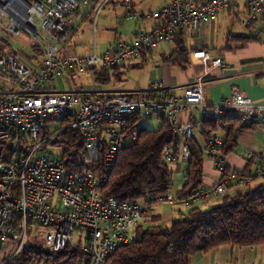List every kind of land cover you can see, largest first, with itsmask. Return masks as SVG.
I'll return each instance as SVG.
<instances>
[{
	"label": "built area",
	"instance_id": "obj_1",
	"mask_svg": "<svg viewBox=\"0 0 264 264\" xmlns=\"http://www.w3.org/2000/svg\"><path fill=\"white\" fill-rule=\"evenodd\" d=\"M109 1H97L94 24ZM121 2L125 20L150 18L156 24L102 54L93 49L90 55L78 57L62 56L63 40L79 26L76 0H0V28L13 37L26 36L37 54L33 59L0 48V246L17 244L0 264L10 262L28 243V227L33 222L38 227L37 240L46 251L78 250L82 257L73 264H109L115 251L133 240L146 215V206L138 201L119 202L113 197L103 201L99 195L118 153L136 143L142 120L165 118L172 138L180 141L178 159L187 160L186 142L193 138L195 127L190 120L182 121L181 115L206 107L207 62L212 68L225 66L201 47L190 52L189 60L200 67V73L182 86L181 96L173 94L175 86L163 79L153 80L143 91L106 95L85 88L58 91L52 85L55 78L70 81L92 70L136 65L143 52L170 42L176 34L185 40L198 37L200 29L213 27L219 14L239 3L244 10L243 27L264 24V0H172L145 15L132 10L131 0ZM231 112L244 124L264 120V106L238 92L211 107L215 119ZM67 119L65 129L75 130L84 142L79 155L87 167L84 172L66 169L47 151L49 140L64 130L60 122ZM54 122L61 128L51 135L49 125ZM223 143L224 137L214 133L204 146L219 172L215 184L199 186L179 199L158 196L150 204L181 202L190 209L221 199L230 187L241 189L252 178L264 177V149L246 154L252 168L227 169L219 153ZM162 157L174 163L173 147L165 146Z\"/></svg>",
	"mask_w": 264,
	"mask_h": 264
},
{
	"label": "trees",
	"instance_id": "obj_2",
	"mask_svg": "<svg viewBox=\"0 0 264 264\" xmlns=\"http://www.w3.org/2000/svg\"><path fill=\"white\" fill-rule=\"evenodd\" d=\"M170 42L174 44L175 49L163 58V62L175 64L183 70L187 69L190 66L189 53L192 50L189 51L185 47L184 37L176 34ZM226 42L224 50L230 52L234 50L232 44L246 46L259 43V38L256 33L249 36L228 34ZM119 69L120 66L108 71L91 72L95 76V82L104 85L111 82L112 75L118 73ZM159 120L160 127L157 130L140 127L136 143L124 147L118 153L105 183L99 188L103 201L108 197H113L119 202L144 200L148 208L152 199L169 194L171 174L169 163L162 157V150L165 146H172L173 156L178 160L177 145L180 141L172 138L169 122L165 118ZM68 121L69 119L60 122L64 130L55 136V139H50L47 145L60 151L58 159L66 169L84 172L87 167L79 161V155L84 152V142L75 130L65 129ZM197 123L205 143L214 133L224 137L219 151L224 158L237 148L240 133L255 132L260 124H264V120L244 124L235 113L231 112L221 119H215L210 112ZM186 144L189 157L185 160L184 184L175 195L178 199L192 193L202 184L206 150L193 138ZM247 163L246 168L253 167V162ZM254 179L257 178H252ZM260 179L262 184L255 189H237L234 193H228L208 210L192 207L184 215L174 218L168 226L152 219L144 228L143 218L134 231L133 240L119 247L108 259V263L189 264L190 258L197 253H206L224 245L237 248L264 246V177ZM81 257L78 250L66 249L50 253L39 240L31 239L7 264H73Z\"/></svg>",
	"mask_w": 264,
	"mask_h": 264
},
{
	"label": "crops",
	"instance_id": "obj_3",
	"mask_svg": "<svg viewBox=\"0 0 264 264\" xmlns=\"http://www.w3.org/2000/svg\"><path fill=\"white\" fill-rule=\"evenodd\" d=\"M76 1L79 5V8L75 13V17L79 23V26L77 30L74 32V34L78 32L79 28L83 24L85 25L86 22L89 23L86 25H89L91 29V33H92L91 42L94 49V45L96 46L95 43L96 34L98 33V27L96 23L97 19L99 20L101 17H103L106 20L108 18L111 19L112 17L116 16L117 10H120L123 14L124 9L122 6V2L121 0H110L104 6V8L99 12L94 24V11L97 5L96 3L99 0H76ZM171 1L172 0H164L160 2L158 5H156L155 2L149 4L146 2V0H131V7L135 13L145 15L162 9L163 7L169 5ZM84 3H87V5H84ZM240 15H242L244 18V10L241 3H239V5L236 8H232L227 12L219 14L216 21L220 19V21L223 22L222 24L225 25L227 24V21L233 16L237 19V22H239L241 25L242 22L238 19V16ZM148 19L149 21H145ZM216 21L213 27L200 29L198 35L199 39H197L193 49H189V51L190 50L193 51L196 48L201 47V50L207 52L211 57V54L209 52L210 49H209L207 37L214 36L216 34L217 32ZM118 22L121 25L124 23L123 21H118ZM137 23H138L137 27H139L138 29L139 31L141 29L144 31H148L156 24V21L150 18L135 19V26L137 25ZM241 27L243 26L241 25ZM243 28L247 29L248 31H251L249 32V34L253 35L256 32L258 34L260 31H262L264 29V24L257 23L251 27H247V28L243 27ZM113 32H114V39L112 43H108V49L113 48L116 45V43L121 40V35L118 34L117 31L115 30ZM239 32L240 33L237 34L230 32L229 34H233L234 36L246 35L243 31H239ZM74 34L71 37H73ZM133 34L134 32L131 35ZM210 39H212V37ZM168 43H172V42H165L162 44H168ZM160 44L161 43H159V45ZM226 45L227 42H225V46ZM225 46L222 49H220V53L225 57L226 59L225 62H228L227 64L229 66L224 65L225 66L224 68H212L210 64V68H207V64L210 63V61L207 62L206 64V69L208 70L209 74L204 80V97L206 102L205 109L186 112L181 115L182 121L186 122L190 120L194 125L195 132L193 135V139L203 149L205 146V141L201 137L200 129H197V124H198L197 122H199L201 118L207 116L209 110L211 112V107L219 103L221 99L229 97L234 92H238L243 96H245L246 98L250 99L254 104L264 106V46L259 43H253L246 46L237 44L235 46H232L234 50L230 52L224 50ZM63 49L64 48H62V53H64ZM252 49L257 51L256 55H254L251 58L243 59L242 61L241 59H239L245 57L246 52ZM171 53L162 55V63L164 67L163 69L160 70L161 77L158 78L153 77L148 83L146 89L149 87L150 83L153 80L163 79L165 83L168 84L169 86H175V88L172 89L173 94L177 96H181L183 92L182 86L186 82L191 81L193 77H195L200 73L199 72L200 67L193 65L190 62V66L187 69L183 70L180 67L176 66L175 64H169L163 62V58L170 55ZM151 55H152V51L150 53L142 54L139 64L148 61ZM215 58L218 59L217 57ZM137 65L138 64L131 66L136 67ZM170 66L178 69L179 81H174L170 78L169 76ZM85 89L88 90L89 92H95L100 94L98 90L93 91L87 88ZM137 91H143V89H139ZM263 149H264V124H260L255 132H243L238 135L237 148L233 153L224 157L223 162L225 163L228 169L244 170L248 165L246 160V154L249 151H261ZM179 160L180 159L178 160L176 159L173 164H176L177 162H179ZM218 176H219V172L213 161H211L210 159L208 161H205L203 165L201 186L203 187L212 186L217 181ZM260 180L262 182V179ZM254 181H256V179L252 180L247 187L238 190L246 191L248 188H250L251 190L255 189L258 186L255 185ZM183 184H184V180L182 173L181 187ZM236 191L237 189L230 188L227 194L234 193ZM178 203L179 202L169 203L168 205L154 204V206L146 208V216L144 217L143 224L148 223L149 225L150 224L149 221L154 219L163 225L166 226L170 225L171 221L174 218L184 215L183 213L184 210L176 206ZM210 203L208 202L200 203L196 206L201 209L202 207L209 209L212 206L218 204V201L215 202L213 201V203L211 204ZM185 209L186 212L189 210L186 207ZM189 264H264V246L237 248V247L224 245L206 253L203 252L197 253L196 255L190 258Z\"/></svg>",
	"mask_w": 264,
	"mask_h": 264
},
{
	"label": "rangeland",
	"instance_id": "obj_4",
	"mask_svg": "<svg viewBox=\"0 0 264 264\" xmlns=\"http://www.w3.org/2000/svg\"><path fill=\"white\" fill-rule=\"evenodd\" d=\"M164 0H146L147 3L155 2L158 5L160 2ZM124 14V11H123ZM122 12L117 10L116 16L112 17L111 19L108 18L107 20L101 17L99 20L97 19V27L98 33L96 34V46L94 45V49L97 54H102L108 50V43H112L114 39V30L117 31L118 34L121 35V40L126 41L129 37H131L132 33L136 32L139 27L138 23L135 26V18L130 20H125ZM238 19L242 22L243 16H238ZM118 21H123L124 23L121 25ZM145 21H149L145 20ZM223 22L218 19L216 21L217 25V32L214 36L207 37V41L209 44V52L211 54L212 59L222 60L223 65H228V62H225V57L220 53V49L225 46L227 35L231 32L234 34L240 33L239 31H243L246 35L249 36V32L247 29L241 27L240 23L237 22L235 17H231L227 24L223 25ZM89 23L83 24L77 33L74 34L73 37H66L65 40L62 42L64 53L62 56H88L93 51V46L91 42L92 33ZM219 29V32H218ZM144 31V30H140ZM139 32V30L137 31ZM257 34V32H256ZM233 35V34H232ZM199 37V36H198ZM198 37L193 39L188 38L185 40V46L187 49H193L194 45L196 44ZM212 37V39H210ZM259 38V44L264 46V29L257 34ZM127 38V39H126ZM0 48L5 50L7 48L11 49L13 53L20 52L28 56L29 58H35L37 54L31 50V43L30 40L24 36L20 35L18 37H13L7 33H5L0 28ZM231 46H235L232 44ZM175 46L172 43L168 44H158L157 47L152 49V55L150 59L143 63H138L136 67L127 64L126 67L119 69V72L115 73L111 77V82L109 84H97L94 79L93 72H85L82 75H77L71 77L69 80H64L60 78H55L52 85L56 87L58 91H65L71 92L75 88H87L89 90L96 91L98 90L100 94H117V93H124V92H133L139 89L145 90L150 80L155 77H161L160 70L163 69L164 65L162 63V55L169 54L174 50ZM257 54L256 50H249L246 52L245 57L239 58L241 61L243 59L251 58ZM229 66V65H228ZM207 68H210V63L207 64ZM169 76L174 81H179V71L177 68L170 66L169 67ZM210 114V110L208 115ZM140 126L145 128L146 130L155 131L160 127V120L159 119H148L142 120ZM61 126L58 122L50 123L49 125V132L51 135L54 134L55 131L60 130ZM197 129H199V125L197 124ZM57 138V137H56ZM55 139V138H54ZM48 152L52 153L53 157H58L60 151L55 147L48 146ZM212 161V158L209 157L208 153H204V160ZM168 168L171 174V189L169 191V195H176L177 191L181 188V180H182V173L183 170L186 168V161L177 162L176 164H168ZM255 185L259 186L262 184L260 179H256ZM264 194V190H263ZM219 201V200H214ZM213 203V200L209 201L208 203ZM210 203V204H211ZM139 204L142 206H146L144 200L139 201ZM163 205H168L169 203H159ZM209 204V205H210ZM154 206L151 205L150 207ZM177 207L181 208L183 213L185 214L186 209L183 203H178ZM197 207V206H196ZM202 210H208V208L202 207ZM148 223L143 224V227L146 228ZM28 240L37 239L38 238V227L36 226V222H33L28 227L27 232ZM17 244H7L6 246H0V261H6L9 255L14 251L12 248H16Z\"/></svg>",
	"mask_w": 264,
	"mask_h": 264
},
{
	"label": "water",
	"instance_id": "obj_5",
	"mask_svg": "<svg viewBox=\"0 0 264 264\" xmlns=\"http://www.w3.org/2000/svg\"><path fill=\"white\" fill-rule=\"evenodd\" d=\"M113 50H114V49H113ZM120 67H121V68H124V65H121Z\"/></svg>",
	"mask_w": 264,
	"mask_h": 264
}]
</instances>
